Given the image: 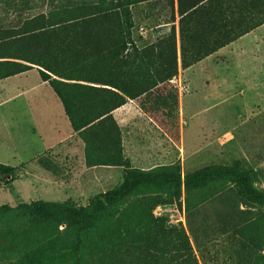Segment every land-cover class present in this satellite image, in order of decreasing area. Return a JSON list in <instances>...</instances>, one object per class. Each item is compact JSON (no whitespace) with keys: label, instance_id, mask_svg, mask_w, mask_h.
I'll list each match as a JSON object with an SVG mask.
<instances>
[{"label":"rangeland","instance_id":"1","mask_svg":"<svg viewBox=\"0 0 264 264\" xmlns=\"http://www.w3.org/2000/svg\"><path fill=\"white\" fill-rule=\"evenodd\" d=\"M70 1L0 0V75L18 68L12 62L29 66L42 81L45 72L63 82L58 91L72 102L66 108L47 81V113L35 118L59 146L32 163L11 161L13 174L0 175V235L19 232L0 264H264V207L244 204L233 184L192 193L183 186L179 197L137 186L118 205L100 198L138 171L174 169L184 179L208 165H239L264 192V34L247 36L264 7L229 0L222 7L235 13L231 39L218 33L199 43L189 18L181 33L178 0H128L126 63L98 70L75 60L59 78L12 59V33L52 2ZM81 209L91 219L86 231L73 217ZM171 230L188 239L164 235Z\"/></svg>","mask_w":264,"mask_h":264},{"label":"trees","instance_id":"2","mask_svg":"<svg viewBox=\"0 0 264 264\" xmlns=\"http://www.w3.org/2000/svg\"><path fill=\"white\" fill-rule=\"evenodd\" d=\"M75 0L64 4L52 2V8L47 15L41 14L27 21L24 27L12 33L14 55L12 59L24 60L39 66L47 72L63 78L66 68L75 60L89 61L98 70L105 69L108 60L126 63L131 57L124 56L130 44L132 23L129 11L122 2L128 0H97L96 2ZM229 0H178V13L181 16V33L184 36L183 22L186 18L196 26L195 41L205 43L210 35L219 33L222 40H230L229 29L234 27L233 16L228 13L231 8H224ZM243 1V0H242ZM222 2V4H221ZM246 7L254 11L256 7L263 8L261 1H246ZM235 10V9H234ZM77 14V15H76ZM230 15V16H229ZM264 20L260 23L263 24ZM258 26V25H257ZM256 26V27H257ZM22 44H26L27 58L20 55ZM183 65L187 66L185 45L182 47ZM23 57V58H21ZM117 62V63H118ZM1 66V65H0ZM9 74H1L0 80L26 73L31 68L23 64ZM45 82L55 86V92L60 95L64 106L72 105L64 93L58 91L59 85L65 88L63 82L51 78L41 72ZM104 76V74H98ZM105 84V82H100ZM128 96L125 89H119ZM14 169L0 165V175H11ZM230 183L235 185L237 196L246 205L264 207V192L257 189L253 183L252 172L239 165H208L189 172L184 179L176 170L138 171L131 175L127 183L116 192L100 196L104 204L118 205L124 203L137 186H151L164 189L172 197H179L184 186L188 193L201 192L211 186ZM99 199V198H98ZM97 199V200H98ZM74 221L81 231L89 227L90 217L86 209L75 211ZM176 233L184 240L186 234L178 231H168L165 234ZM19 235L18 231H8L0 235V251L9 246ZM190 252V251H189ZM116 253H120L116 251Z\"/></svg>","mask_w":264,"mask_h":264},{"label":"crops","instance_id":"3","mask_svg":"<svg viewBox=\"0 0 264 264\" xmlns=\"http://www.w3.org/2000/svg\"><path fill=\"white\" fill-rule=\"evenodd\" d=\"M260 31L264 34V23L255 27L247 36ZM38 75L36 70H32L0 80L1 165L9 166L11 161L20 164L32 163L59 146L50 143L48 133L44 131L46 128L35 118L41 112L46 115V104L49 102L46 96L49 84ZM19 119H24L25 123L10 125V122Z\"/></svg>","mask_w":264,"mask_h":264},{"label":"built area","instance_id":"4","mask_svg":"<svg viewBox=\"0 0 264 264\" xmlns=\"http://www.w3.org/2000/svg\"><path fill=\"white\" fill-rule=\"evenodd\" d=\"M141 32H144V30L143 29H141ZM185 222V217H181L180 216V222L179 223H184ZM180 225V224H179Z\"/></svg>","mask_w":264,"mask_h":264}]
</instances>
